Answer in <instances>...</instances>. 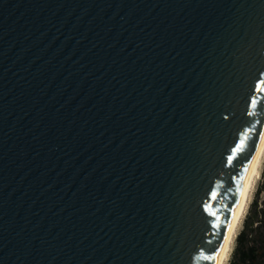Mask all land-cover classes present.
Here are the masks:
<instances>
[{
	"label": "water",
	"instance_id": "water-1",
	"mask_svg": "<svg viewBox=\"0 0 264 264\" xmlns=\"http://www.w3.org/2000/svg\"><path fill=\"white\" fill-rule=\"evenodd\" d=\"M264 124V0H0V264H215Z\"/></svg>",
	"mask_w": 264,
	"mask_h": 264
},
{
	"label": "trees",
	"instance_id": "trees-1",
	"mask_svg": "<svg viewBox=\"0 0 264 264\" xmlns=\"http://www.w3.org/2000/svg\"><path fill=\"white\" fill-rule=\"evenodd\" d=\"M228 264H264V180L245 215Z\"/></svg>",
	"mask_w": 264,
	"mask_h": 264
},
{
	"label": "bare ground",
	"instance_id": "bare-ground-1",
	"mask_svg": "<svg viewBox=\"0 0 264 264\" xmlns=\"http://www.w3.org/2000/svg\"><path fill=\"white\" fill-rule=\"evenodd\" d=\"M263 159H264V124L257 148L255 150L252 159L249 162L244 183L238 195V198L235 202L231 220L229 222L215 264H225L226 260L228 259L233 244L232 242L237 234L238 227L241 224V221L246 212L247 205L249 203V199L251 197V193L255 186L256 180L260 175Z\"/></svg>",
	"mask_w": 264,
	"mask_h": 264
},
{
	"label": "rangeland",
	"instance_id": "rangeland-1",
	"mask_svg": "<svg viewBox=\"0 0 264 264\" xmlns=\"http://www.w3.org/2000/svg\"><path fill=\"white\" fill-rule=\"evenodd\" d=\"M263 180H264V159H263V163H262V166H261L260 175H259V177L257 178L256 183H255V186H254V188H253V190H252L251 197H250V199H249V203H248V205H247L246 212H245L244 217H243V219H242V221H241V224H240L239 227H238L237 234H238V232L241 230V228L243 227V221H244L245 215L247 214V212H248V210H249V207H250V205H251L252 200H253L254 197L256 196V190H257V188L260 186V184L262 183ZM237 234H236V236H237ZM236 236H235V238H234V240H233V242H232L233 244H232V247H231V250H230V254H229L228 259L226 260V263H225V264H228V262H229V259H230V256H231V253H232V250H233V248H234V246H235V243H236Z\"/></svg>",
	"mask_w": 264,
	"mask_h": 264
}]
</instances>
